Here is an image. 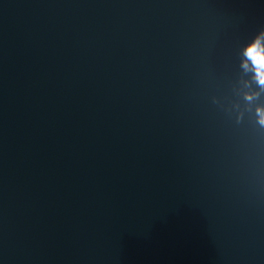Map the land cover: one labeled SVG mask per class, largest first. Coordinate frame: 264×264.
<instances>
[{"label": "water", "instance_id": "obj_1", "mask_svg": "<svg viewBox=\"0 0 264 264\" xmlns=\"http://www.w3.org/2000/svg\"><path fill=\"white\" fill-rule=\"evenodd\" d=\"M264 0H0V264H264Z\"/></svg>", "mask_w": 264, "mask_h": 264}, {"label": "clouds", "instance_id": "obj_2", "mask_svg": "<svg viewBox=\"0 0 264 264\" xmlns=\"http://www.w3.org/2000/svg\"><path fill=\"white\" fill-rule=\"evenodd\" d=\"M246 57L243 67L247 70L249 63L255 73V80L259 86L264 88V32L257 33L243 49Z\"/></svg>", "mask_w": 264, "mask_h": 264}]
</instances>
